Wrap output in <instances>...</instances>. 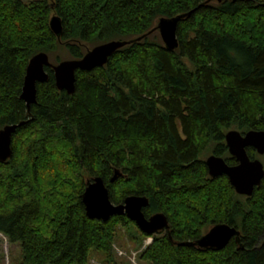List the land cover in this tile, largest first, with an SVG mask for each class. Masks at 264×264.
<instances>
[{
    "label": "trees",
    "instance_id": "16d2710c",
    "mask_svg": "<svg viewBox=\"0 0 264 264\" xmlns=\"http://www.w3.org/2000/svg\"><path fill=\"white\" fill-rule=\"evenodd\" d=\"M180 15L170 51L150 34ZM110 41L129 44L105 66L78 70L72 95L46 68L28 110L21 95L35 55L62 46L80 60ZM23 121L0 162V234L19 245L18 264H89L93 251L116 264L121 229L139 250L153 238L138 255L145 264H264V179L238 195L202 158L210 148L237 165L226 133L264 131V0H0V131ZM87 177H102L115 205L146 197L145 216L165 214L170 236L146 235L127 216L89 219ZM217 224L237 228L240 244L179 245Z\"/></svg>",
    "mask_w": 264,
    "mask_h": 264
},
{
    "label": "water",
    "instance_id": "95a60500",
    "mask_svg": "<svg viewBox=\"0 0 264 264\" xmlns=\"http://www.w3.org/2000/svg\"><path fill=\"white\" fill-rule=\"evenodd\" d=\"M185 17L180 15L173 18H161L158 22L161 39L165 47L174 51L179 47L177 29L179 22ZM50 27L53 33L60 38L63 33L61 19L58 16L51 18ZM126 41H110L89 50L80 60H68L54 65L50 62L49 55L41 52L29 62L21 99L30 111L31 105L37 100V85L46 83L49 76L46 68L54 71L56 86L60 91L72 95L76 87V72L92 71L105 66L110 57L119 49L128 45ZM27 121L19 124L8 125L0 131V162H6L12 157V141L17 130ZM225 142L229 154L237 161V165L230 166L223 157L212 155L206 161L211 178L226 176L236 193L241 196L251 197L255 188L260 186L264 179V164L259 159H251L247 149L253 148L258 155L264 156V131H249L244 134L231 130L225 135ZM121 176L116 170L110 183H115ZM86 215L91 220L108 222L114 216H127L144 234L153 236L167 233L170 236L168 218L163 213H157L147 218L143 212L149 201L142 196H129L122 204L115 205L110 199L109 189L102 177H95L86 181L85 191L82 195ZM240 231L228 224H217L196 242H187L179 245L194 246L199 250L220 251L234 239L240 244Z\"/></svg>",
    "mask_w": 264,
    "mask_h": 264
},
{
    "label": "rangeland",
    "instance_id": "374dc122",
    "mask_svg": "<svg viewBox=\"0 0 264 264\" xmlns=\"http://www.w3.org/2000/svg\"><path fill=\"white\" fill-rule=\"evenodd\" d=\"M22 1L29 3V2H33L36 0H22ZM157 25L152 30L153 33H151L150 36L152 37V39L161 41L163 43L159 30L157 29ZM93 48L94 46H89L88 49L92 50ZM48 55L50 58V62L54 65H58L59 63L63 61L74 60L71 58L69 53L62 46L59 48L56 54H48ZM57 57L59 58V62H57L56 60ZM231 130H236V129H231ZM212 155H215V154L213 153V150L209 148L208 150L205 151L202 158L206 161ZM258 159L264 164V156L258 155ZM93 178L87 177V180L88 179L90 180ZM152 242H153V238L145 239L143 248L139 250V248H136L135 245L130 241L128 233L124 231L123 229H121L118 234L117 243H115L114 245L115 257L117 260L116 264H145V263L139 262L138 255L143 249L149 246ZM20 258H21V249L19 245L11 244L7 237L0 234V264H18ZM105 259L106 258L102 253L93 251L91 254L89 264H108L105 261ZM112 264H115V263H112Z\"/></svg>",
    "mask_w": 264,
    "mask_h": 264
},
{
    "label": "flooded vegetation",
    "instance_id": "af4514ba",
    "mask_svg": "<svg viewBox=\"0 0 264 264\" xmlns=\"http://www.w3.org/2000/svg\"><path fill=\"white\" fill-rule=\"evenodd\" d=\"M165 234V232H163Z\"/></svg>",
    "mask_w": 264,
    "mask_h": 264
}]
</instances>
